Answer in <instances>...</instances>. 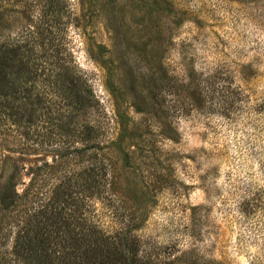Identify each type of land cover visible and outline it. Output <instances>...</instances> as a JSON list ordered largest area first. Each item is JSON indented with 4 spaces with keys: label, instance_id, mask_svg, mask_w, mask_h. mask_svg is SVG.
<instances>
[{
    "label": "rangeland",
    "instance_id": "374dc122",
    "mask_svg": "<svg viewBox=\"0 0 264 264\" xmlns=\"http://www.w3.org/2000/svg\"><path fill=\"white\" fill-rule=\"evenodd\" d=\"M2 43L37 91L66 65L92 100L75 116L60 89L41 121L0 117V192L13 172L17 191L0 264H22L17 226L59 185L142 264H264V0H0Z\"/></svg>",
    "mask_w": 264,
    "mask_h": 264
},
{
    "label": "trees",
    "instance_id": "16d2710c",
    "mask_svg": "<svg viewBox=\"0 0 264 264\" xmlns=\"http://www.w3.org/2000/svg\"><path fill=\"white\" fill-rule=\"evenodd\" d=\"M23 46V45H22ZM22 46L11 47L8 43L0 46V117H16L26 123L41 121V111L49 104V93L60 95L72 105L75 116L90 105V95L84 79L66 65L58 66L60 76L49 78L47 86L37 91V63L24 60ZM23 57V58H22ZM45 69V68H44ZM43 69L41 70V72ZM63 73V74H62ZM39 90V89H38ZM65 107L58 106L56 114ZM21 109V110H19ZM60 114H58V113ZM65 128L64 126H61ZM89 127L88 129H92ZM101 166L88 171V186L95 189L102 180ZM16 172H13L0 192V222L2 212L8 210L17 198ZM68 187V186H66ZM71 191L57 186L38 211L33 227L18 225L10 253L22 264H142L137 252V239L126 231L113 234L105 232L90 216L83 217Z\"/></svg>",
    "mask_w": 264,
    "mask_h": 264
}]
</instances>
